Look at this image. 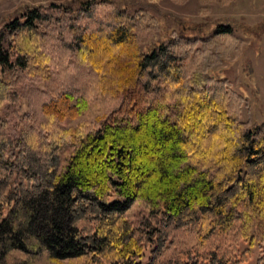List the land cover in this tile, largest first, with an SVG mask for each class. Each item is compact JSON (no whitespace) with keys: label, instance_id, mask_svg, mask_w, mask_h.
Returning a JSON list of instances; mask_svg holds the SVG:
<instances>
[{"label":"trees","instance_id":"trees-1","mask_svg":"<svg viewBox=\"0 0 264 264\" xmlns=\"http://www.w3.org/2000/svg\"><path fill=\"white\" fill-rule=\"evenodd\" d=\"M230 29L115 0L0 28V264H264V124L211 75Z\"/></svg>","mask_w":264,"mask_h":264},{"label":"rangeland","instance_id":"rangeland-1","mask_svg":"<svg viewBox=\"0 0 264 264\" xmlns=\"http://www.w3.org/2000/svg\"><path fill=\"white\" fill-rule=\"evenodd\" d=\"M120 6L133 11L149 9L161 24V33L183 29L187 35L209 36L220 25L231 27L233 49L224 52L223 62L213 67L211 75L227 78L233 89L246 99L243 120L253 126L264 124V0H226L210 10L200 12L198 0L177 3L173 0H115ZM52 3L73 4L77 0H0V28L25 10ZM200 29L201 33H198ZM224 51L228 49H222ZM259 256L253 250L248 264H256Z\"/></svg>","mask_w":264,"mask_h":264}]
</instances>
